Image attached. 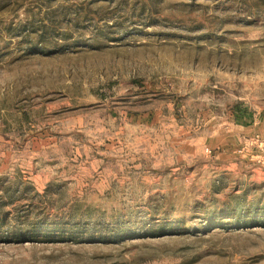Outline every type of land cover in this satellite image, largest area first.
I'll use <instances>...</instances> for the list:
<instances>
[{
	"label": "rangeland",
	"instance_id": "374dc122",
	"mask_svg": "<svg viewBox=\"0 0 264 264\" xmlns=\"http://www.w3.org/2000/svg\"><path fill=\"white\" fill-rule=\"evenodd\" d=\"M0 264H264V0H0Z\"/></svg>",
	"mask_w": 264,
	"mask_h": 264
}]
</instances>
